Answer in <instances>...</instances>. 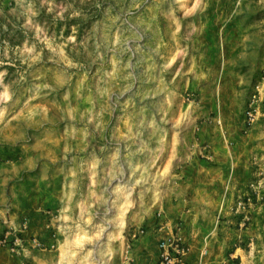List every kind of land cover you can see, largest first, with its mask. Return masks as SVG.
<instances>
[{
    "label": "rangeland",
    "instance_id": "374dc122",
    "mask_svg": "<svg viewBox=\"0 0 264 264\" xmlns=\"http://www.w3.org/2000/svg\"><path fill=\"white\" fill-rule=\"evenodd\" d=\"M264 264V0H0V264Z\"/></svg>",
    "mask_w": 264,
    "mask_h": 264
},
{
    "label": "trees",
    "instance_id": "16d2710c",
    "mask_svg": "<svg viewBox=\"0 0 264 264\" xmlns=\"http://www.w3.org/2000/svg\"><path fill=\"white\" fill-rule=\"evenodd\" d=\"M187 249L188 246L183 242L174 240L168 247L169 253L162 255L158 264H182L183 256Z\"/></svg>",
    "mask_w": 264,
    "mask_h": 264
}]
</instances>
